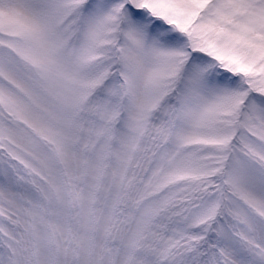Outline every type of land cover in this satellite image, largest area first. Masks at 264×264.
Listing matches in <instances>:
<instances>
[{"label": "snow or ice", "instance_id": "obj_1", "mask_svg": "<svg viewBox=\"0 0 264 264\" xmlns=\"http://www.w3.org/2000/svg\"><path fill=\"white\" fill-rule=\"evenodd\" d=\"M0 264H264V0H0Z\"/></svg>", "mask_w": 264, "mask_h": 264}]
</instances>
